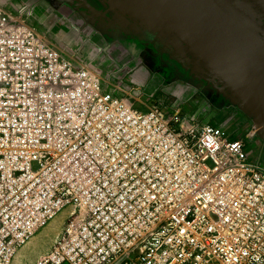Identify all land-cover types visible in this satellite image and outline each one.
Masks as SVG:
<instances>
[{"label":"built area","instance_id":"built-area-1","mask_svg":"<svg viewBox=\"0 0 264 264\" xmlns=\"http://www.w3.org/2000/svg\"><path fill=\"white\" fill-rule=\"evenodd\" d=\"M31 16L0 7V264L62 211L33 264H264L253 121L234 139L161 101L136 107Z\"/></svg>","mask_w":264,"mask_h":264},{"label":"water","instance_id":"water-1","mask_svg":"<svg viewBox=\"0 0 264 264\" xmlns=\"http://www.w3.org/2000/svg\"><path fill=\"white\" fill-rule=\"evenodd\" d=\"M149 46L210 77L264 137V0H99Z\"/></svg>","mask_w":264,"mask_h":264},{"label":"crops","instance_id":"crops-1","mask_svg":"<svg viewBox=\"0 0 264 264\" xmlns=\"http://www.w3.org/2000/svg\"><path fill=\"white\" fill-rule=\"evenodd\" d=\"M0 7L12 14L27 7L32 12L29 24L51 46L76 66L98 74L111 91L136 107L146 109L161 101L166 108H179L188 116H196L200 124L223 128L234 139L242 138L240 133L252 121L239 105L218 107L192 82L168 67L146 62L135 51L131 33L136 34L129 26L123 24L128 32L99 27L82 16L74 0H0ZM236 119L241 125L234 124ZM232 130L234 133H230ZM250 153L253 155V151Z\"/></svg>","mask_w":264,"mask_h":264},{"label":"flooded vegetation","instance_id":"flooded-vegetation-1","mask_svg":"<svg viewBox=\"0 0 264 264\" xmlns=\"http://www.w3.org/2000/svg\"><path fill=\"white\" fill-rule=\"evenodd\" d=\"M74 2L78 9L81 11L82 16L95 25L104 28L110 27L117 30L121 29L122 31L125 30L126 32H128V30L124 27V25L127 26V23L123 19H120L115 13L110 11L99 0H74ZM131 35V38L134 40L137 46L135 51L146 62L156 66L168 67L174 73H177L180 77L196 85L202 92L207 95V97L211 99L213 104L217 105L218 107H227L230 105L235 106L236 103L221 89V87L215 85L211 81L210 77L184 67L180 63L173 61L151 46L147 45L141 40L139 36H133L132 33ZM242 112L247 115V113L243 109ZM250 120H252L251 117ZM258 136L264 141L263 136Z\"/></svg>","mask_w":264,"mask_h":264},{"label":"rangeland","instance_id":"rangeland-1","mask_svg":"<svg viewBox=\"0 0 264 264\" xmlns=\"http://www.w3.org/2000/svg\"><path fill=\"white\" fill-rule=\"evenodd\" d=\"M237 121V119L233 120L234 124L237 126L241 125V122L237 124ZM250 125V121L247 122L245 130H242V132L240 133L242 138L250 130ZM230 133H234V131L232 130ZM258 135L259 134L256 133L253 139L247 141L248 150L253 151L252 158L260 159V161L264 163V141ZM208 165L212 166L210 162H208ZM67 215V211H62L43 230H41L36 236L29 240L25 244V246L18 252L14 264H33L41 256L48 253L50 248L58 240L61 234V230H52V226H54L55 224L56 227L62 229ZM22 252H25V254L23 255V258L20 259L19 257Z\"/></svg>","mask_w":264,"mask_h":264},{"label":"bare ground","instance_id":"bare-ground-1","mask_svg":"<svg viewBox=\"0 0 264 264\" xmlns=\"http://www.w3.org/2000/svg\"><path fill=\"white\" fill-rule=\"evenodd\" d=\"M52 230H61L59 227H56V225L54 224V226H52ZM25 254V252H22L21 254H20V257H19V255H18V257L21 259V258H23V255Z\"/></svg>","mask_w":264,"mask_h":264}]
</instances>
